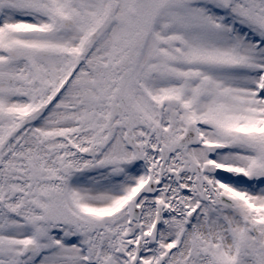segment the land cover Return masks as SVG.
<instances>
[{
  "label": "snow or ice",
  "instance_id": "6c2138e0",
  "mask_svg": "<svg viewBox=\"0 0 264 264\" xmlns=\"http://www.w3.org/2000/svg\"><path fill=\"white\" fill-rule=\"evenodd\" d=\"M0 264H264V0H0Z\"/></svg>",
  "mask_w": 264,
  "mask_h": 264
}]
</instances>
